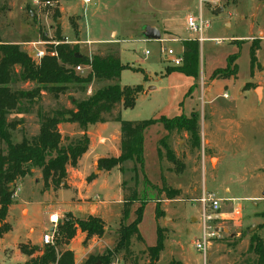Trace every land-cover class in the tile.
Masks as SVG:
<instances>
[{
	"label": "rangeland",
	"instance_id": "obj_1",
	"mask_svg": "<svg viewBox=\"0 0 264 264\" xmlns=\"http://www.w3.org/2000/svg\"><path fill=\"white\" fill-rule=\"evenodd\" d=\"M46 1L53 2L54 7H45ZM40 2L36 6L34 0H0V39L3 44L18 45L30 56L36 48L45 50L52 45L50 41L60 26L62 35L70 43L78 42V53L83 57L92 59L98 55L120 54L122 63L130 70L124 71L118 80L107 81L108 85L142 86L143 91L133 109L120 107L115 111L123 121L140 122L197 114L201 130L200 149H192L186 133H168L161 124L145 132V173L157 190L146 187L143 176H139L140 197L147 196L152 200L147 203L139 226L142 242H132L133 258H137L138 264L148 263L144 248L156 245L160 226L166 230V241L158 264H236L241 261L249 249L250 236L257 234L264 238V229L261 228L264 220L259 217L264 212V2ZM200 10L209 22V28L204 33L205 41L200 43L199 72L197 79L193 80L177 73L181 67L174 66L171 60L181 56V40L199 38L188 30L186 21L190 16L198 17ZM56 11H59L58 16ZM146 26L157 28L164 42L145 40L142 34ZM40 31L46 33V41L40 38ZM169 50L174 55L169 56ZM34 57L33 54L31 58ZM90 72V67L82 66L78 73L87 77ZM212 75H216L214 80H211ZM101 85L93 80L85 93L70 92L61 98L60 104L72 107L70 99H88ZM210 87L212 89L208 91ZM12 88L29 91L35 86L14 84ZM258 88H261L260 99L256 93ZM40 101L43 111L57 108V102L51 96L44 95ZM34 111V115H28L12 132L14 143L22 141V129L28 138L38 134L40 120L37 109ZM21 118L12 114L8 120L13 122ZM116 128L120 132L119 123L110 125L105 134L112 149L118 142L112 139ZM63 130L62 135L66 136ZM162 141L183 163L181 169L177 170L167 160L166 150L160 144ZM158 149L162 151L161 160ZM0 151L6 152V145L1 144ZM132 168L133 164L127 162L121 169L100 177L96 187L86 194L88 199L84 200L86 207H93L91 211L59 213L62 220L67 215L82 220L89 215H98L95 203L105 200V196L109 201L103 217L100 215L106 226L103 240L87 241L84 236L76 234L71 241L69 246L75 251V264H85L90 257L97 259L107 251H115L123 210L119 182L122 180L127 187H134ZM96 171L91 180L100 175V170ZM162 178L167 187L180 190L182 194L175 200H168L162 192ZM203 188L221 203L220 211L213 214V221L208 224L218 236L211 241L206 257L195 246L203 233V205L200 202ZM12 190L13 203L8 216L0 221V264H24L28 257L21 253V246L42 250L41 239L51 232L50 216L57 213L56 197L45 198L40 170H33L31 176L19 180ZM57 191L50 190L51 193ZM71 198L69 190L59 194L57 202L61 204L58 210L68 211ZM156 203L165 210L160 221L156 219ZM138 206L139 203L133 206L125 224L135 219ZM100 245L106 249H101ZM69 246L59 247L58 251L63 252ZM118 255L124 258L125 264H131L132 258L126 260L122 252Z\"/></svg>",
	"mask_w": 264,
	"mask_h": 264
},
{
	"label": "trees",
	"instance_id": "obj_2",
	"mask_svg": "<svg viewBox=\"0 0 264 264\" xmlns=\"http://www.w3.org/2000/svg\"><path fill=\"white\" fill-rule=\"evenodd\" d=\"M264 2V0H261ZM59 15V11H56ZM40 38L46 41V33L40 31ZM65 37L62 29L57 27L51 44L45 56L39 63L32 59L27 53L20 50L18 45L3 44L0 39V145H6V152L0 151V221H4L12 205V186L19 180H23L33 174V170L41 171L44 190L67 189L68 166L76 168L80 159L88 151L90 140L86 134L89 127L109 122L120 124V156L117 158L100 159L98 170L112 171L127 162L133 164L134 187H127L123 182V210L120 228L118 229V240L115 251H107L100 258L90 257L85 264H111L115 255L124 253L125 259H131V264H138L137 258H133L132 242H142L139 226L147 203L152 199L147 196L140 197L138 184L139 176H143L146 187L157 190L145 173L144 143L145 132L156 124L163 125L168 133H186L193 150L201 147V130L196 113L191 117L178 116L174 118L162 117L140 122L123 121L116 116L115 111L122 107L133 109L143 88L139 86L112 85L94 92L85 100L70 99L72 107L60 104L63 96L72 92L85 93L87 87L93 80L99 82L115 81L120 79L122 73L130 70L124 65L118 53L98 55L89 59L87 57L76 58L78 45L64 44ZM183 64L177 70L190 79L196 80L200 65V43L197 40H186L183 42ZM54 54V56H52ZM88 66L91 69L87 77L81 76L77 67ZM178 68V67H177ZM237 70L235 72V75ZM216 75L211 76V80ZM236 78V76H235ZM34 84L35 88L29 91L14 90V84ZM73 86H75L73 89ZM51 96L57 102V108L43 111L40 108L43 96ZM37 109L40 120L39 133L28 138L23 132L20 143L13 142V131L17 126L24 123L23 119L9 122L12 114L27 115ZM75 125L84 135L81 137L63 136L60 126ZM161 147L166 150L167 160L176 166L177 170L183 167L180 159L162 141ZM158 156L163 158L162 151L158 149ZM91 181V179H88ZM162 192L168 200H175L182 192L167 187L162 178ZM159 191V189H158ZM161 192V191H160ZM139 203L135 210V219L129 220L132 208ZM156 219L163 218L164 212L156 203ZM264 220V212L259 216ZM264 229V223L261 225ZM86 234V240L93 238L101 239L106 232L105 223L101 218L90 215L87 219H73L67 215L58 225L54 245L44 246L39 252L38 247L28 245L21 246L20 251L28 257L24 264H75L74 253L68 249L59 252L58 248L69 246L75 238L77 231ZM166 230L158 226L156 245L144 248L143 253L148 258L147 264H158L161 254L165 250ZM126 264H129L126 262ZM236 264H264V238L257 234L250 236L249 249L242 260Z\"/></svg>",
	"mask_w": 264,
	"mask_h": 264
},
{
	"label": "crops",
	"instance_id": "obj_3",
	"mask_svg": "<svg viewBox=\"0 0 264 264\" xmlns=\"http://www.w3.org/2000/svg\"><path fill=\"white\" fill-rule=\"evenodd\" d=\"M60 10H61V12H63V9L60 8ZM191 40H194V39H191ZM181 41H182V43L184 42L183 40H181ZM159 42L163 43L164 41H162V39H161V41H159ZM77 44H78V42H77ZM77 44H72V45H77ZM37 49H39V48H37ZM41 50H43V49H41ZM34 52H32V53L34 54ZM182 53H183V45H182ZM120 59H121V57H120ZM100 83L102 85L99 88L95 89L96 91H98L99 89H102L104 87L110 86V85H108L109 82H100ZM210 89H212V87H210L208 91H210ZM93 90H94V88L91 89L90 92H92ZM34 112L35 111H33L27 115H20V117H22L21 119H25L28 117V115H34ZM36 113H37V111H36ZM112 124H113L112 122H109V123L97 124V125L89 127V129L86 133L89 137V140H90V145H89L88 151L80 159L78 166L76 168H73L70 166H68V168H67V172H68L67 186H68V188L58 190L57 192H52V193L50 191L46 192L45 198H50L51 196L56 197V199H55V201H56L55 210H57L56 214L59 215V213L63 214V213H70V212H72L74 214H84V213H86V211L91 210L92 207L91 206L86 207V203L84 202L85 199H88L86 194L90 193L93 190V188L96 187L98 180L100 179L101 176H103L104 174H110V172L117 169V168H115L112 171H108V172L107 171H100V175L98 177L93 178L91 181H87V179H89L92 175H95V173L97 172L96 170L98 169V161L100 159H107V158H112V157L117 158L120 156V142L119 141H120L121 133L117 130V128L115 129L116 132H115V135L112 137V139L115 138L118 142H117V146L114 147V149H112V147H111V141L105 136L106 132L110 128V125H112ZM38 128L40 129V124L38 125ZM59 129H60L61 134H62L61 130L64 129L63 131L65 134H67L66 136H70V137H81L84 135L83 132H80L79 130L77 131V127L75 125L65 124V125H61ZM38 133H39V131H38ZM144 149H145V143H144ZM122 184H123V182H122V180H120L119 187H120L121 200H123ZM65 190H69L72 193V198H71V201L68 203L69 210L63 212V211L58 210V205L61 203L57 202V198H58L59 194H61ZM203 193H206V190L204 188L202 191V195H203ZM74 199H75V201H73ZM95 204H96L98 212H99L96 217H99V218L103 217L104 210H105L106 206H108V204H109L108 198L106 199V196H105V200H102L101 202L95 203ZM100 215H101V217H100ZM88 217H86V219ZM52 229H53V227L51 226V231H52ZM77 234L84 236L86 239V234L82 233L80 230L77 231ZM93 239L96 240L98 238H93ZM98 240L101 242L103 240V238L98 239ZM41 245H42L41 249H43L44 246L42 244V239H41ZM70 246H71V244H70ZM70 246L67 249L72 251L75 254V251L72 248H70ZM100 248L106 249V248L102 247L101 245H100ZM40 251H42V250H39V252Z\"/></svg>",
	"mask_w": 264,
	"mask_h": 264
},
{
	"label": "built area",
	"instance_id": "obj_4",
	"mask_svg": "<svg viewBox=\"0 0 264 264\" xmlns=\"http://www.w3.org/2000/svg\"><path fill=\"white\" fill-rule=\"evenodd\" d=\"M84 4H89L91 0H83ZM40 0H34V5H40ZM45 7H54V3L51 1H46L44 3ZM188 30L190 32H193L198 35V39H196L199 43H202L205 41L204 38V33L205 31L209 28V22L206 21L202 15V12L200 10L199 16L194 17L190 16L187 18L186 21ZM64 44H70L67 38L63 41ZM43 44V43H39ZM52 44L58 45L59 43L54 42ZM162 53H165L164 50H162ZM169 56L174 55V52L172 50H169L167 52ZM34 60L39 63L45 56H47L46 49L41 50V49H35L34 52ZM54 56V54H52ZM172 64L174 66H181L183 64V56L176 57L171 60ZM82 70V67H77L76 71L80 72ZM224 97L227 98V94H224ZM201 204L203 205V233H202V238L198 241H196L195 246L196 249L202 253L205 257L208 252V248L211 245V241H213L217 236L218 233L214 230L211 231V228L208 227V224L213 221V214L217 213L220 211L221 208V203L215 198L213 194L210 193H203L202 198L200 199ZM50 224L53 226L52 231L49 234H44L42 237V244L43 246H53L54 245V239H55V234L58 228V225L61 223L62 219L58 214H53L50 216ZM111 264H125L124 258L120 255H115L112 259Z\"/></svg>",
	"mask_w": 264,
	"mask_h": 264
},
{
	"label": "water",
	"instance_id": "obj_5",
	"mask_svg": "<svg viewBox=\"0 0 264 264\" xmlns=\"http://www.w3.org/2000/svg\"><path fill=\"white\" fill-rule=\"evenodd\" d=\"M33 16V15H32ZM143 38L147 41H161V33L160 31L153 27V26H146L143 30ZM31 57L33 56V53L30 55ZM82 57L81 54H77L76 58L80 59ZM261 91V88L257 89V95L259 98V93ZM260 99V98H259ZM93 209V207L91 208V210ZM90 210V211H91ZM251 232V230L249 231V233Z\"/></svg>",
	"mask_w": 264,
	"mask_h": 264
},
{
	"label": "bare ground",
	"instance_id": "obj_6",
	"mask_svg": "<svg viewBox=\"0 0 264 264\" xmlns=\"http://www.w3.org/2000/svg\"><path fill=\"white\" fill-rule=\"evenodd\" d=\"M183 54V53H182Z\"/></svg>",
	"mask_w": 264,
	"mask_h": 264
}]
</instances>
